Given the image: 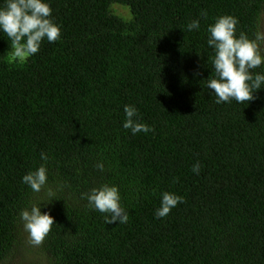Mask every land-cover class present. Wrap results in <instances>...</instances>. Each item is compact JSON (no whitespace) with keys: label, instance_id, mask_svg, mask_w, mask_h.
<instances>
[{"label":"trees","instance_id":"1","mask_svg":"<svg viewBox=\"0 0 264 264\" xmlns=\"http://www.w3.org/2000/svg\"><path fill=\"white\" fill-rule=\"evenodd\" d=\"M49 3L61 38L25 62L0 34V264H264V88L217 104L206 87L209 24L232 15L255 39L264 0ZM127 104L153 131L123 128ZM42 152L55 219L37 246L19 213L47 199L22 182ZM103 183L118 186L126 223L81 199ZM164 191L183 202L157 218Z\"/></svg>","mask_w":264,"mask_h":264},{"label":"clouds","instance_id":"2","mask_svg":"<svg viewBox=\"0 0 264 264\" xmlns=\"http://www.w3.org/2000/svg\"><path fill=\"white\" fill-rule=\"evenodd\" d=\"M206 17L207 13L202 12ZM239 21L232 15H221L207 28V45L214 52L210 57L215 76L207 79L206 87L216 97L217 104L231 103L233 100L244 104L254 99V93L264 88V54L258 41L264 40V33H256L255 39L244 32L237 34ZM200 21L193 20L187 25L188 31L198 30ZM0 34L10 42L11 55L23 63L35 55L44 40L54 43L61 38V26L52 19V8L49 0H2L0 3ZM123 128L132 135L149 133L152 127L141 121L135 105L124 106ZM45 162L36 170L22 177V182L33 193H44L47 199L39 203H30L19 213V220L33 245H40L48 236L54 225V217L42 208L56 199V190L49 185V173L46 164L49 157L41 153ZM96 168L103 172L105 165L99 162ZM200 164L192 166L195 174L200 173ZM63 189V185L59 186ZM87 200L90 210L104 214L106 224H119L128 221V212L121 203L118 186L103 183L81 194ZM183 202V197L164 191L161 194L160 206L155 211L157 218L166 217L173 208Z\"/></svg>","mask_w":264,"mask_h":264},{"label":"rangeland","instance_id":"3","mask_svg":"<svg viewBox=\"0 0 264 264\" xmlns=\"http://www.w3.org/2000/svg\"><path fill=\"white\" fill-rule=\"evenodd\" d=\"M124 12V10H123ZM131 15H129L130 17ZM261 33H264V14L262 16V21H261ZM262 43L264 44V40H262Z\"/></svg>","mask_w":264,"mask_h":264}]
</instances>
